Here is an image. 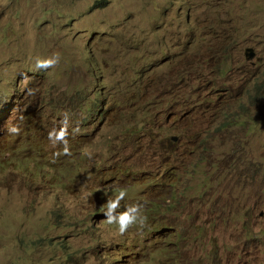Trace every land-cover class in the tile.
<instances>
[{
	"label": "rangeland",
	"instance_id": "1",
	"mask_svg": "<svg viewBox=\"0 0 264 264\" xmlns=\"http://www.w3.org/2000/svg\"><path fill=\"white\" fill-rule=\"evenodd\" d=\"M57 53L55 67L35 69L36 58ZM122 76L166 113L158 123L170 115L179 129L155 128L157 110L116 91ZM23 80L51 95L47 134L67 114L71 155L57 156L58 144L29 169L16 146L0 143V264H114L108 198L126 188L124 207L143 202L140 184H156L168 160L174 174L181 164L196 173L179 181L186 198L154 217L182 221L191 208L194 221L181 235L162 228L138 240L137 264H264V0H0V105L21 95L0 116V135L33 100ZM70 80L99 81L107 113L81 126ZM137 122L145 125L123 128ZM173 130L181 140L166 144ZM251 199L257 214L237 210Z\"/></svg>",
	"mask_w": 264,
	"mask_h": 264
},
{
	"label": "clouds",
	"instance_id": "2",
	"mask_svg": "<svg viewBox=\"0 0 264 264\" xmlns=\"http://www.w3.org/2000/svg\"><path fill=\"white\" fill-rule=\"evenodd\" d=\"M101 3V2H98ZM245 58L248 61L255 59L256 53L253 48H247L245 50ZM60 54H54L46 58H36L35 59V69L36 70H47L49 68L55 67L60 62ZM95 76V75H94ZM100 78L104 76L100 75ZM27 86L26 81H22V85ZM21 85V86H22ZM131 85L135 89V94H127L123 90V86ZM104 86V85H103ZM116 91L123 93L130 100L137 102L143 109V112L148 113L150 109L157 110L153 116L152 125L155 128H177L176 122L167 115L164 123H158L160 118L165 117L166 113L158 108L157 102H155L151 97L142 94L139 90H136L135 85L129 82L125 76H122L117 80ZM33 94V100L28 104V106L20 113L19 118L15 123L11 124L7 129L8 132L0 135V143L2 144H12L16 146L19 151L26 158V166L29 169H37L42 167L52 155L56 145H63V152L56 153L57 156L71 155L68 136V116L65 114L64 119L61 122V127L57 129H52L48 134L46 130L52 126L49 124L47 119L55 117L57 110L53 105L51 95L48 92L41 91L39 89H31ZM65 91L68 94H77V101L79 105V113H83V118L80 120L81 126H87L89 121L93 117L103 116L107 113L110 107H105L103 105V100L105 99V93L99 86V81L93 83H87L83 86H79L74 80H70L68 85L65 86ZM94 94L91 102L88 98ZM21 95L16 94V91L5 100L3 105H0V116L4 115L11 109L12 104L16 102H21ZM12 102V103H11ZM89 102V103H88ZM92 103L93 105H90ZM117 108L119 105L117 104ZM144 122L137 123H126L123 127L125 130L134 131L139 129L140 126H144ZM57 127V125L55 126ZM70 132L74 135L75 132H79V128L71 129ZM181 140V136L178 130H173L166 137V144H178ZM209 149V148H207ZM206 149V150H207ZM177 155V152H174ZM207 157L212 156L210 150L209 153H205ZM83 155L91 159L93 153L86 151ZM204 154H200L199 157L203 159ZM204 158V163L207 164L208 158ZM170 160L166 162L163 169L161 170L156 184L141 183L138 192L143 200V202H136L134 204H129L126 207L122 205V201L128 195V190L126 188H121L115 195L114 198H108L106 202V208H104V216L106 217V222L109 225L116 226L117 236L115 238L111 237L108 246L106 248L105 254H114L113 258L114 264H137L138 257L135 250V243L138 240H145L149 238L151 231L154 229L169 228L171 229L170 235H181L184 230V222L188 219V223L194 221V212L189 209V212L180 214L179 217H183L182 221L178 220L176 216H172L169 211L168 214L162 213L164 216V222L161 224L155 216L156 212H159L158 207L163 204L167 207L172 208L174 204L180 198H186V192L179 182L184 179H188L196 173L194 165L185 166L181 164L180 171L173 173L172 166H169ZM176 188L174 189V187ZM178 186V187H177ZM169 189L168 198L161 199L163 197L162 191ZM174 202L173 204L171 202ZM170 210V209H169ZM239 211H245L250 214H257L259 210V205L257 202L251 200H246L241 206L237 207ZM261 216L264 217V211H261ZM152 219L157 221L152 222ZM135 232V233H134ZM135 234V236H134ZM195 237L196 234H191ZM165 250L167 247L164 248ZM99 252H102L101 247H97ZM103 253V252H102ZM162 253V252H161Z\"/></svg>",
	"mask_w": 264,
	"mask_h": 264
}]
</instances>
